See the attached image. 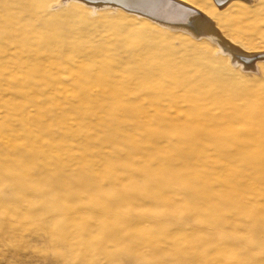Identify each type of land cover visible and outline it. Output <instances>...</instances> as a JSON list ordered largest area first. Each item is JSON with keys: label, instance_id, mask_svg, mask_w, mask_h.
I'll use <instances>...</instances> for the list:
<instances>
[{"label": "rangeland", "instance_id": "rangeland-1", "mask_svg": "<svg viewBox=\"0 0 264 264\" xmlns=\"http://www.w3.org/2000/svg\"><path fill=\"white\" fill-rule=\"evenodd\" d=\"M192 1L264 50V0ZM258 65L111 7L0 0V264H264Z\"/></svg>", "mask_w": 264, "mask_h": 264}, {"label": "bare ground", "instance_id": "bare-ground-1", "mask_svg": "<svg viewBox=\"0 0 264 264\" xmlns=\"http://www.w3.org/2000/svg\"><path fill=\"white\" fill-rule=\"evenodd\" d=\"M60 1L61 2H67V1H71V0H60ZM72 1H77L79 3L88 5V7H90V9H97L99 7H111V8L117 9L119 11L127 12L121 8L113 7L110 5H105V4H100V3L88 4V3H85L81 0H72ZM138 1L143 2L142 3L143 8H146L148 11L152 10L153 12L157 13L158 15L164 14V17L168 16L169 18H171L173 16L176 18H180V17L182 18L184 15V18L181 21H176V22L177 23H183L185 21H187V22L190 21L189 26L188 25H186V26L185 25H169V24L159 23L157 21H154L148 17H144V16L139 15V14L130 13V12H127V13L137 15L140 18H143L144 20L148 21L149 23L154 22L156 24H159L161 26L168 27V28L187 30V31H189V33L191 35H194L195 37L203 36V37L207 38L209 41H211L212 43H214L215 45H217L219 50L223 51L230 58L231 63L238 64L242 69L245 68L247 70H257L258 72H262V71H260L258 61H262L264 63V57L260 56V55L264 54V50L258 51L257 53H253V54L241 53L243 51L238 53V50H239V49L237 50L238 47L232 46L231 44H229L230 41H227L225 39L226 38L225 36H224L225 38L222 37L223 35L222 36L220 35L221 32H218V30L216 29L217 27L216 28L214 27L215 25H214L213 21L211 20V18L209 17V15L211 13H209V15H208V13L205 12L196 3V1L176 0V1L180 2V3L176 2V4L172 0H138ZM205 1L210 3L216 9L221 10L233 2L251 3L253 0H205ZM181 4H185L187 6L193 7L199 13L200 16L198 14L196 15V14L190 13L189 10L184 8V6ZM178 9H179V11H177ZM235 47H236V49H235ZM235 51H236V54L238 53L237 58H235L233 56V52H235ZM254 58L257 61L252 62V63H255L253 65L250 61H251V59L253 61ZM262 119L263 118H260V117H259V119H256V118H255V120L253 119L254 122H253V125L251 128L255 131L262 132L264 134V121ZM191 137H192V139H194V135ZM188 143H189V141H188ZM253 161L254 162L258 161L257 164H259V165H260V163L262 165L264 164V154L261 150H259L256 153ZM260 168L262 169V166ZM162 176H164V174Z\"/></svg>", "mask_w": 264, "mask_h": 264}, {"label": "water", "instance_id": "water-1", "mask_svg": "<svg viewBox=\"0 0 264 264\" xmlns=\"http://www.w3.org/2000/svg\"><path fill=\"white\" fill-rule=\"evenodd\" d=\"M81 1L88 3V4L100 3V4L110 5L113 7L121 8L127 12H130V13H135V14L142 15L144 17H148V18H150L154 21H157L159 23H164V24H169V25H185V26L188 25L189 26V22H190V21L189 22L185 21L183 23H177L176 22V21H181L184 18V15L182 18L180 17L181 19L173 17V16H172L173 18L172 17L169 18L168 16L164 17V14L158 15L157 13L153 12L152 10L148 11L146 8H143V4H142L143 2H139L138 0H81ZM172 1L175 4H176V2L180 3L176 0H172ZM181 5H183L184 8L189 10L190 13L199 15V13L193 7L187 6L185 4H181ZM177 11H179V9ZM260 56L264 57V54L260 55Z\"/></svg>", "mask_w": 264, "mask_h": 264}]
</instances>
